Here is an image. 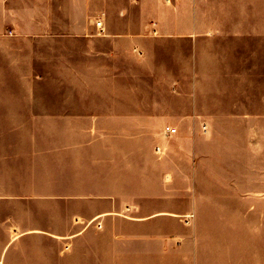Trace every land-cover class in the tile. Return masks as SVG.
<instances>
[{"label": "crops", "instance_id": "crops-1", "mask_svg": "<svg viewBox=\"0 0 264 264\" xmlns=\"http://www.w3.org/2000/svg\"><path fill=\"white\" fill-rule=\"evenodd\" d=\"M56 1L0 0V264H264L219 207L235 192L198 199L192 175L220 118L203 56L262 54L264 0H131L82 26Z\"/></svg>", "mask_w": 264, "mask_h": 264}, {"label": "rangeland", "instance_id": "rangeland-1", "mask_svg": "<svg viewBox=\"0 0 264 264\" xmlns=\"http://www.w3.org/2000/svg\"><path fill=\"white\" fill-rule=\"evenodd\" d=\"M130 1L90 0L87 5L77 0L76 5H68L66 0H58L53 19L66 18L74 6L73 16L82 26L87 19L115 14ZM243 52L236 45L233 50L217 48L203 56L202 62L214 69L210 73L214 92L211 97L206 95L209 102L203 107L220 118L208 120V133L205 131L195 143L199 157L192 159L197 162L192 175L203 179L196 189L198 199L209 190L214 191L213 196L235 192L234 199H220L219 207L235 210L231 223L242 226L236 235L254 241L264 240V50L260 54L259 46L252 45L246 57ZM209 201L198 205L204 215L214 212L216 202ZM244 209H250L245 217Z\"/></svg>", "mask_w": 264, "mask_h": 264}, {"label": "built area", "instance_id": "built-area-1", "mask_svg": "<svg viewBox=\"0 0 264 264\" xmlns=\"http://www.w3.org/2000/svg\"><path fill=\"white\" fill-rule=\"evenodd\" d=\"M100 25H101L100 22H97V23H96V26H97V27H100ZM164 131H165L166 133L173 134V133L176 132V129H175V128H171V127H165Z\"/></svg>", "mask_w": 264, "mask_h": 264}]
</instances>
